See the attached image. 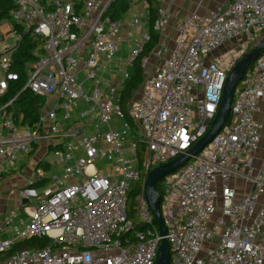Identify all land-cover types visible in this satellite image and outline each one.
<instances>
[{"label": "built area", "instance_id": "built-area-1", "mask_svg": "<svg viewBox=\"0 0 264 264\" xmlns=\"http://www.w3.org/2000/svg\"><path fill=\"white\" fill-rule=\"evenodd\" d=\"M114 1L17 0L0 22L10 29L0 32V44L16 40L14 47H0V99L19 80L12 70L15 26L41 41V52L25 64L23 87L0 103V180L13 172L19 155H40L17 191L18 208L0 224L6 233L0 254L20 241L48 243L14 252L0 264H155L163 237L148 209L144 180L206 133L228 73L264 36V0H228L225 8L177 20L172 49L149 74L144 59L141 91L123 110L120 89L109 80L102 84L122 29L120 20L108 16ZM132 23L138 26L139 18ZM162 26L160 12L153 31ZM149 39L145 31L134 39L127 67ZM225 47V55H217ZM129 79L125 70L118 86ZM240 84L230 122L197 156L161 179L169 264H264V155L255 164L264 49ZM25 90L43 99L33 124L13 110ZM108 162L112 166L105 168ZM56 167L60 175L52 172ZM132 182L141 185L133 203L141 230H134L128 215Z\"/></svg>", "mask_w": 264, "mask_h": 264}, {"label": "trees", "instance_id": "trees-1", "mask_svg": "<svg viewBox=\"0 0 264 264\" xmlns=\"http://www.w3.org/2000/svg\"><path fill=\"white\" fill-rule=\"evenodd\" d=\"M131 0H115L108 9V16L112 20H120L122 15L127 12L130 6ZM146 2L149 9L148 16V26L150 39L143 45V52L137 57L134 64L131 67L130 79L125 83V85L120 89L121 94V105L122 109L125 110L126 105L130 102L138 88L140 87L144 72L141 67L144 59L149 56L156 44L159 42V35L153 31V23L157 17V7L159 6V0H143ZM14 7L13 0H0V22L6 21L9 18V11ZM20 39L16 50L13 53V68L12 70L19 75V80L16 83L10 85V89L5 94L4 97L0 99V103L13 98L23 87L25 83V64L32 62L35 59L34 53L41 52V41L37 37H33L21 31V28L15 26ZM21 31V32H20ZM253 64L248 68L250 71ZM241 90V84L239 82L236 91ZM43 104V99L39 96L33 95L29 91H23L17 97L13 103V110L16 117L22 115L23 123L33 124L37 119L39 107ZM229 117L226 124L230 122ZM138 148L141 149L140 154L145 150L142 144H138ZM139 184V183H138ZM161 180L157 182V190L162 194L161 191ZM141 185L131 188L128 194V215L133 222L134 230H141L142 225L136 222L133 213V203L134 199L140 192ZM47 241L45 239H30L25 241H20L16 243L11 250L6 253L0 254V261L9 257L11 254L21 250H30L34 248H43L47 246Z\"/></svg>", "mask_w": 264, "mask_h": 264}, {"label": "crops", "instance_id": "crops-1", "mask_svg": "<svg viewBox=\"0 0 264 264\" xmlns=\"http://www.w3.org/2000/svg\"><path fill=\"white\" fill-rule=\"evenodd\" d=\"M227 5H228V0H159V7L163 8L162 6H165L166 9L165 20L167 19L166 26L164 27L165 28L164 31H162V33L160 34L158 33L159 42L161 35H163L164 38V40L161 41L163 43L161 47H166L165 43H167L166 48L168 49L174 45L173 37H175V33L173 32V28H171L170 30L169 26L171 24L173 25L175 18L177 19V18L187 17L189 13L194 10H197L200 14H207L209 12L215 11L219 7L225 8ZM135 15H142L141 20L145 19L144 25L141 26L139 29V33L141 34L142 31L149 32V26L147 24L148 16H149L148 6L144 1L142 3H137L136 1L133 2V0H131L127 12L124 13L120 19V21L123 24V30H121V34H120L121 41L119 45L123 44L124 42L127 44V58L130 49L133 47V41L137 36V35L134 36L131 29H129V22L132 19V17H134ZM127 32L130 33L129 36L126 35ZM113 58L108 68V73L102 79V84H104L107 80H109L114 86L118 87V89H121L122 86L119 87L118 82L122 76L121 75L122 72L125 70L117 69L116 68L117 64L116 62H114ZM159 61H160L159 57H156L152 54L149 63V67L151 68L148 71L152 70L153 72V69L159 64ZM126 67L127 66L125 64L123 69H125ZM127 68H129L131 72V68L130 67ZM82 108H83V104L79 102L78 109H76V111L74 112L75 122L78 121V111ZM255 118L262 125L261 143L255 159V164L259 165L261 157L264 155V102L260 103V109L255 114ZM131 132H133V129L131 130ZM48 157H46L45 160L51 162V158L49 157L50 158L49 160ZM37 159L38 160L40 159V155L37 153L31 156L19 155L18 161L16 163L15 168L13 169V172L10 173V175L4 176L0 180V221H2L4 217L6 218L9 212L18 208L17 191L18 189H20L25 185L26 179L32 175L34 169L33 166L37 162ZM52 172H55L56 174L60 175L61 169L56 167L53 168Z\"/></svg>", "mask_w": 264, "mask_h": 264}, {"label": "water", "instance_id": "water-1", "mask_svg": "<svg viewBox=\"0 0 264 264\" xmlns=\"http://www.w3.org/2000/svg\"><path fill=\"white\" fill-rule=\"evenodd\" d=\"M264 49V36L257 43L252 45L246 53L237 61L228 73L222 89V96L218 106V110L214 119L211 121L206 133L186 152L181 153L171 161L154 167L146 176L143 185L144 197L148 209L152 213L158 226L159 234L163 237L157 249L155 264H169V246L165 240V228L160 213L161 195L157 190V182L173 173L177 169L183 167L192 158L197 156L208 144H210L215 136L220 132L227 122L233 98L239 82L248 68L254 63L259 54Z\"/></svg>", "mask_w": 264, "mask_h": 264}, {"label": "rangeland", "instance_id": "rangeland-1", "mask_svg": "<svg viewBox=\"0 0 264 264\" xmlns=\"http://www.w3.org/2000/svg\"><path fill=\"white\" fill-rule=\"evenodd\" d=\"M15 1H17V0H13V4L15 3ZM46 0H41V2L42 3H44ZM134 1H136L137 3H142L143 2V0H133V2ZM145 2V1H144ZM130 3H131V1H130ZM146 3V2H145ZM147 5V4H146ZM163 8H160L159 6L157 7V17L156 18H158L159 16H160V12H162V20H163V26H162V28H161V30H160V32H159V34L160 33H162V31H164V27L166 26V21H167V19L165 20V18H166V12H165V6H162ZM14 8V7H13ZM12 8V9H13ZM220 8V7H219ZM11 9V10H12ZM218 9V8H217ZM10 10V11H11ZM9 11V12H10ZM194 12H197V13H199L197 10H194V11H192V12H190L189 13V15L190 14H192V13H194ZM188 15V16H189ZM187 16V17H188ZM136 17H138L139 18V25L138 26H133V23H132V21H133V19L134 18H136ZM178 17V16H177ZM179 17H180V15H179ZM141 18H142V15H135L134 17H132V19L130 20V22H129V29H131V31L133 32V34H134V36H136V38H139V37H141V34L139 33V29H140V27L141 26H143L144 25V21H145V19L144 20H141ZM184 18H186V17H184ZM179 19H183V18H175L174 20V22H173V25L171 24L170 26H169V28H170V30H171V28H173V32L175 33V29H174V26H175V23H176V21L177 20H179ZM147 24H149V22L147 23ZM14 25L15 24H11V26L14 28ZM8 29L9 28H6V25L5 26H3V27H0V32L1 33H3L4 31H8ZM121 30H123V24H122V29ZM9 31H10V29H9ZM9 31H8V33H9ZM16 31V33H17V39L19 40L20 39V36H19V34H18V32H17V30H15ZM21 31H23V30H21ZM20 31V32H21ZM24 32V31H23ZM146 32V31H145ZM147 33H149L148 31H147ZM120 34H121V32L119 33V43H120ZM129 34L130 33H128L127 32V34L126 35H128L129 36ZM7 35V34H6ZM174 39H175V37H173ZM174 39H173V42H174ZM162 40H164V38H163V35H161L160 36V42H158L157 44H156V46L154 47V49H153V55L154 56H156V57H159V59H160V61H159V64L161 63V61L168 55V53H169V51L172 49V47L171 48H166L167 47V43H165V45H166V47H161L162 46ZM15 42H16V40L15 39H11V40H3V43H2V45H5V46H9V47H14V45H15ZM2 45L0 44V47H2ZM119 46V49H118V52L115 54V56H114V62H116V64H117V66H116V68L117 69H120V70H126L127 69V72H130V69L129 68H125V69H123L124 68V66H125V62H126V59H127V44L124 42L123 44H121V45H118ZM227 48H229V49H233V50H235V49H237L238 47H236V46H232V45H227L226 46ZM223 48L222 50H220V51H218L217 52V55H219L220 53H222V52H224V53H222V54H224L225 55V52H226V50H227V48ZM249 49V48H248ZM248 49H247V51H248ZM158 51H161V54L159 55V56H157V55H155L154 53L156 52H158ZM246 51V52H247ZM245 52V53H246ZM152 56V54H150L149 56L147 55V57H148V64L146 65V68L144 69V72L145 73H147V74H149L151 71H148V70H150V68L151 67H149V63H150V57ZM123 73H124V71L122 72V74L121 75H123ZM141 88H142V83H141V85H140V87L138 88V90H137V93H136V96H137V94L141 91ZM114 124V123H113ZM116 125L117 126H119L120 125V122H116ZM134 140V139H133ZM134 141H136V140H134ZM31 156V155H30ZM51 157V156H50ZM48 159L50 160V158L48 157ZM101 162H97L96 164H95V167L97 168V169H99L100 167H101V164H100ZM104 165H106L105 166V168H109V167H111L112 165H111V163H105ZM139 184H138V182H132L131 183V187L132 188H134V187H136V186H138ZM4 219H5V217L3 218V220L2 221H0V223H2L3 221H4ZM7 228V227H6ZM4 236H6V233L5 232H3V233H1L0 234V238H2V237H4Z\"/></svg>", "mask_w": 264, "mask_h": 264}]
</instances>
